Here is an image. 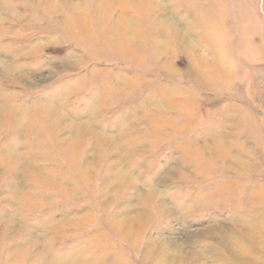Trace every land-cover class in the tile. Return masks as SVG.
Instances as JSON below:
<instances>
[{"label":"rangeland","instance_id":"1","mask_svg":"<svg viewBox=\"0 0 264 264\" xmlns=\"http://www.w3.org/2000/svg\"><path fill=\"white\" fill-rule=\"evenodd\" d=\"M104 2L0 0V264H264V0Z\"/></svg>","mask_w":264,"mask_h":264},{"label":"bare ground","instance_id":"2","mask_svg":"<svg viewBox=\"0 0 264 264\" xmlns=\"http://www.w3.org/2000/svg\"><path fill=\"white\" fill-rule=\"evenodd\" d=\"M101 1H103V0H101ZM110 1H113V0H105V2L107 3V2H110ZM121 0H119V2H120ZM156 1H159V0H156ZM161 1V0H160ZM41 2H43V6L45 7V5L46 4H48V5H50V6H52L53 8H54V12H56V13H58V11H60V8H62L61 7V4H60V0H41ZM104 2V3H105ZM74 6H75V8H76V10H77V12L78 13H76V12H71V13H73V14H75V15H77V16H81L79 13H80V9L82 8V4L81 3H74ZM123 17V16H122ZM125 18V24H126V26H125V34L123 35L124 36V38H125V40H126V38L128 39V37H129V35H132V33H133V26H134V21L133 22H131L132 20L129 18V17H124ZM136 22V21H135ZM82 31V30H81ZM85 33V32H84ZM88 33V32H87ZM127 33V34H126ZM86 34V33H85ZM89 34V33H88ZM87 35V34H86ZM131 37V36H130ZM39 46V45H38ZM38 46H36V47H34L35 49L38 47ZM164 46V45H163ZM1 49H3V48H5V47H0ZM34 48H31L30 50H28V51H32V50H34ZM171 50V49H170ZM3 61V60H2ZM15 69V68H14ZM19 70V69H18ZM6 105V104H5ZM121 144V143H120ZM234 159H235V156H234ZM251 195L253 194V192L252 193H250ZM162 202V201H161ZM164 203V202H163ZM14 257H16L17 256V251H14V253L12 254Z\"/></svg>","mask_w":264,"mask_h":264}]
</instances>
